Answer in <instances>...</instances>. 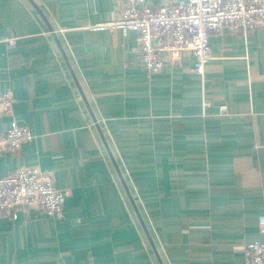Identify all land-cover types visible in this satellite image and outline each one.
Segmentation results:
<instances>
[{"label": "crops", "instance_id": "obj_1", "mask_svg": "<svg viewBox=\"0 0 264 264\" xmlns=\"http://www.w3.org/2000/svg\"><path fill=\"white\" fill-rule=\"evenodd\" d=\"M115 8L0 0V131L33 133L0 175L36 165L65 195L0 217V264H245L264 240V28L212 33L203 74L190 52L148 72L136 32L89 27Z\"/></svg>", "mask_w": 264, "mask_h": 264}, {"label": "built area", "instance_id": "obj_2", "mask_svg": "<svg viewBox=\"0 0 264 264\" xmlns=\"http://www.w3.org/2000/svg\"><path fill=\"white\" fill-rule=\"evenodd\" d=\"M114 2L115 17L89 27L119 29L123 35L129 30L136 32L134 49L148 72L159 71L167 60L176 61L190 52L193 69L203 74L211 59V35L224 31L245 34L251 28H264V0H176L160 5L147 0ZM6 41L12 45L17 42L13 36ZM14 101L13 91L0 90V115L11 116ZM32 137L30 128L12 120L0 131V154L16 151ZM64 201L65 195L54 185L52 174L36 165L0 175V217L14 219L19 210L31 208L56 215L62 212ZM258 221L264 233V215H259ZM244 256L245 264H264V240L246 243Z\"/></svg>", "mask_w": 264, "mask_h": 264}]
</instances>
